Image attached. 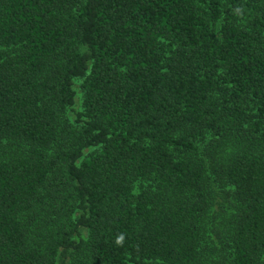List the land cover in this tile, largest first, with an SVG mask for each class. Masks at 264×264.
<instances>
[{
  "label": "trees",
  "instance_id": "1",
  "mask_svg": "<svg viewBox=\"0 0 264 264\" xmlns=\"http://www.w3.org/2000/svg\"><path fill=\"white\" fill-rule=\"evenodd\" d=\"M0 264H264V0H0Z\"/></svg>",
  "mask_w": 264,
  "mask_h": 264
},
{
  "label": "rangeland",
  "instance_id": "2",
  "mask_svg": "<svg viewBox=\"0 0 264 264\" xmlns=\"http://www.w3.org/2000/svg\"><path fill=\"white\" fill-rule=\"evenodd\" d=\"M74 90H75V93H76L75 105H74L73 109L71 110V112L68 114L72 118H74V114H75V112L78 111L79 105H80L81 90H80L79 85L77 83H74ZM81 236L83 238H85L86 237V232L85 231H81Z\"/></svg>",
  "mask_w": 264,
  "mask_h": 264
}]
</instances>
